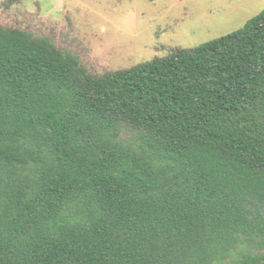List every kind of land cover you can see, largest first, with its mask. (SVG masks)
I'll list each match as a JSON object with an SVG mask.
<instances>
[{
    "label": "trees",
    "instance_id": "1",
    "mask_svg": "<svg viewBox=\"0 0 264 264\" xmlns=\"http://www.w3.org/2000/svg\"><path fill=\"white\" fill-rule=\"evenodd\" d=\"M264 11L93 76L0 27V264H264Z\"/></svg>",
    "mask_w": 264,
    "mask_h": 264
},
{
    "label": "rangeland",
    "instance_id": "2",
    "mask_svg": "<svg viewBox=\"0 0 264 264\" xmlns=\"http://www.w3.org/2000/svg\"><path fill=\"white\" fill-rule=\"evenodd\" d=\"M263 11L264 0H0V27L49 39L104 76L227 36Z\"/></svg>",
    "mask_w": 264,
    "mask_h": 264
}]
</instances>
